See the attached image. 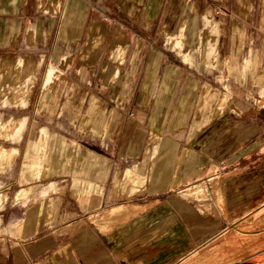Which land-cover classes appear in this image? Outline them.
<instances>
[{
  "label": "crops",
  "instance_id": "crops-1",
  "mask_svg": "<svg viewBox=\"0 0 264 264\" xmlns=\"http://www.w3.org/2000/svg\"><path fill=\"white\" fill-rule=\"evenodd\" d=\"M40 1L0 0V61L7 52L33 55L46 52L48 46H77L87 33L90 38L80 62H89L83 56L87 42L96 34L104 35L99 12L86 5V0H63L61 7H44ZM145 13L152 14L153 20L144 29L153 27L157 20L161 31L180 27L181 6L176 0L150 3ZM138 42L142 47L151 44L145 38ZM98 50L95 72L89 77L97 73L102 81L125 63L116 64L104 56L102 48ZM169 51L173 53L165 49L151 54L144 71L141 101L135 104L133 115L117 114L119 109H129L128 103L98 104L103 116L110 111L108 124L105 131L93 137L90 147L94 161L84 184L66 174L48 177L45 182L33 177L25 179L20 170L7 178L5 175L20 157L23 136L12 141L15 155L8 167L13 150L1 145L6 140H0V264H172L198 239L213 232V222H225V213L236 214V210L264 195V164L250 169L240 166L254 155V147L249 148L247 141H264L261 115L252 111V99L264 94V57L258 56L247 83L236 80L237 84L231 86L228 101L244 116L228 113L215 119L213 116L223 110L226 98L212 116L198 114L206 103L201 99L203 90L206 100L212 88L193 86L196 78L191 74L186 76L189 81L183 83V64L193 68L196 64L186 61L182 49ZM171 57L182 64L171 65ZM134 60L140 61L135 52L122 62L130 65ZM243 69L244 62L237 61L238 72ZM196 73L204 74L198 69ZM11 106L0 103V108ZM245 114L251 119H246ZM230 122L235 124L231 132ZM216 126H222L217 129L223 131L224 127L229 128L220 133L222 144L215 148ZM224 134L228 141L225 146ZM84 139L78 131L77 140L72 141L80 147L85 145ZM37 143L35 140L30 146ZM246 147L250 154H246ZM236 154L245 159L228 163L237 166L229 168L225 173L233 175L221 182L227 200L223 211L215 203L212 190L214 166ZM16 184L19 186L14 188ZM199 188L203 191H197ZM126 206L134 208L125 212L122 209ZM205 207L213 210L210 218L202 211ZM106 209L95 218L97 222L117 218L122 224L109 231L95 224L91 228L87 221L92 213ZM136 209L137 213H129ZM131 220H149L152 224L134 231Z\"/></svg>",
  "mask_w": 264,
  "mask_h": 264
},
{
  "label": "rangeland",
  "instance_id": "rangeland-1",
  "mask_svg": "<svg viewBox=\"0 0 264 264\" xmlns=\"http://www.w3.org/2000/svg\"><path fill=\"white\" fill-rule=\"evenodd\" d=\"M176 1L177 6H181L180 27L161 31L157 28V19L153 27L142 28L153 20L152 14L147 15L145 12L150 3L155 4L158 0H86V5L90 4L101 16L104 44L99 49L102 48L104 56L111 57L116 64L125 63L121 70L102 81L97 73L89 77V73L95 72L99 50L92 56H85L89 62H80L84 45L90 38L87 33L77 46H48L46 52L37 51L33 55L20 51L17 54L5 53V57L0 61V103L5 106L13 105L0 108V140H6L1 145L13 150L7 167L13 162L15 155L12 141L19 135L23 136L20 157L12 171L5 175L7 178L11 177L15 170H20L25 179L33 177L38 178L39 182H45L48 177L66 174L75 182L84 184L83 179L89 174L94 161L90 147L93 145V137L105 131L108 124L110 111H105L106 115L103 116L102 111L98 110V104L105 106L111 102H120L122 105L128 103L129 109H119L117 114L133 115L134 108H137L135 104L141 101L144 71L150 56L165 49L168 53H173L169 51L171 49H182L186 61L190 65L196 64V68L183 64L186 71L183 83L189 81L186 76L191 74L196 78L192 81L193 86L207 85L212 88L206 100L203 90L201 99L206 103L203 110L198 109V114L202 112L201 115L206 113L212 116L219 102L226 98L223 110L213 118L228 113L236 117L238 114L244 116L239 108L234 107L228 100L231 96V86L237 84L236 80L247 83L248 76L256 69L258 56L264 57V0ZM62 2L63 0L40 1L44 7L50 4L61 7ZM57 32L55 30V36ZM113 37L118 41L115 42ZM141 38L149 40L151 44L142 47L138 44ZM134 52L140 61L134 60L130 65L126 61L122 62ZM14 57L15 60L11 59ZM20 58H26L27 62L19 63ZM237 61L244 62L242 72L237 70ZM170 64L182 63L171 57ZM19 67H22V72ZM197 69L204 74L196 73ZM48 74L49 79L46 81ZM171 75L173 80L174 73ZM252 103V111L261 115L264 138V94L253 98ZM14 105L25 108H15ZM245 115L246 119H251L248 114ZM229 124L231 132L235 124ZM8 126L11 127L10 130ZM229 127H224V131L217 129L222 126L214 128L215 148L222 144L220 133H224ZM42 128H46L47 132ZM78 131L85 138V145L80 147L72 141L77 140ZM226 137L224 134V146L228 144ZM35 140L38 143L30 146ZM247 142L249 148L254 147L251 151L254 155L246 158L249 161L246 165L241 162V169L263 165L264 141L263 144ZM245 149L246 154H250L248 148ZM244 159H239L236 154L214 166L212 190L215 203L223 211L227 200L223 193L221 198L219 197L220 200L216 195L219 190L224 191L221 182L233 175L225 172L236 163H228ZM78 169L80 172H77ZM59 179L60 177L49 179L48 182ZM17 186L19 184L14 188ZM207 190L211 191L209 188ZM197 191L203 190L199 188ZM147 207L152 210L151 206ZM128 208L134 207L126 206L122 210L126 212ZM138 209L129 213H137ZM105 211L108 209L99 211L96 215L92 213L87 221L91 228L94 229L95 224L109 231L122 224L117 218L105 223L97 222L95 218H99ZM202 211L209 218L213 212L209 207ZM236 211L238 213L230 216L225 213V222H213V232L208 237L198 239L194 247L172 264H264V195L246 205L244 209ZM218 223L220 225H217ZM129 224L136 231L149 227L152 223L149 220H131Z\"/></svg>",
  "mask_w": 264,
  "mask_h": 264
},
{
  "label": "bare ground",
  "instance_id": "bare-ground-1",
  "mask_svg": "<svg viewBox=\"0 0 264 264\" xmlns=\"http://www.w3.org/2000/svg\"><path fill=\"white\" fill-rule=\"evenodd\" d=\"M103 34L102 35H99V34H96L95 36H93L92 37V39L91 40H89L88 42H87V46H86V49H85V51H84V53H83V56H86V57H89L90 55L92 56L93 54H95L97 51H98V48H99V44L102 42V40H103ZM25 62H27V59H25L24 60ZM24 61H22V62H24ZM6 63H8L7 61H5ZM22 62H20L19 61V63H22ZM31 62V61H30ZM29 62V63H30ZM18 63V64H19ZM32 63V62H31ZM2 64H3V62H2ZM16 64V63H15ZM14 64V65H15ZM22 64H24V63H22ZM21 64V65H22ZM20 65V64H19ZM31 65V64H30ZM33 65V64H32ZM31 65V66H32ZM6 66H7V64H6ZM5 68V67H4ZM20 68V67H19ZM22 68V67H21ZM20 68V69H21ZM26 68V67H25ZM13 70H14V67H13ZM25 70V69H24ZM21 72H22V69L20 70ZM15 72V71H14ZM21 72H19V73H21ZM27 72H28V70H27ZM24 74V73H23ZM18 75H20V74H18ZM17 75V76H18ZM25 75V74H24ZM16 76V77H17ZM19 77V76H18ZM8 128H9V130L11 129V127H9L8 126ZM8 131V130H7ZM0 153H2V150L0 149ZM222 191L220 192V190H219V192L217 193V195L216 196H218V199H219V197L221 198V196L220 195H222ZM220 200V199H219ZM218 200V201H219Z\"/></svg>",
  "mask_w": 264,
  "mask_h": 264
}]
</instances>
